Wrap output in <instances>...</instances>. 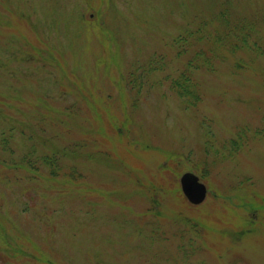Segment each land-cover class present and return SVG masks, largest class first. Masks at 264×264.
<instances>
[{
    "label": "rangeland",
    "instance_id": "obj_1",
    "mask_svg": "<svg viewBox=\"0 0 264 264\" xmlns=\"http://www.w3.org/2000/svg\"><path fill=\"white\" fill-rule=\"evenodd\" d=\"M223 1L0 0V132L14 127L0 140V264H264V55L197 71L195 107L168 81L186 59L172 38ZM232 2L264 36V0ZM152 54L164 70L135 94L127 72ZM78 140L53 179L39 156ZM33 141L36 178L11 166ZM187 170L207 186L198 205Z\"/></svg>",
    "mask_w": 264,
    "mask_h": 264
},
{
    "label": "trees",
    "instance_id": "obj_2",
    "mask_svg": "<svg viewBox=\"0 0 264 264\" xmlns=\"http://www.w3.org/2000/svg\"><path fill=\"white\" fill-rule=\"evenodd\" d=\"M196 23L186 25L184 29L175 37L172 38L171 44L176 50L177 57H186L181 69H178L176 75L168 79L169 86L175 91L181 99L185 108L195 107L197 102L201 100V89L199 81L196 77L197 71L205 69L209 72L216 70L217 64L225 62L226 59L231 61L233 72L246 69L251 61L257 56L264 55V36L258 27L259 18L255 14L247 15L245 13H235V6L232 0H224L220 2L216 11L208 17L195 16ZM26 54V53H25ZM155 54V53H154ZM152 54L145 61L144 64L136 62L132 70L127 72L126 81L128 87L132 89L135 94L141 91L143 82L148 79H143L148 73L156 70H164L162 56L157 57ZM158 54V53H157ZM248 55L244 58L242 55ZM136 71L138 73L136 74ZM260 75L264 82V65L260 70ZM124 95V93H123ZM136 100V98H135ZM138 101V100H136ZM73 108V106L71 105ZM67 111V110H65ZM67 112H70L69 110ZM203 126V122H201ZM206 135V149L210 147V138L212 132L208 127L203 126ZM23 129H20L21 133ZM33 134V131H30ZM244 131H241V133ZM14 134V127L10 126L6 130L0 132V140L6 144L7 137H12ZM32 134H27L28 139H33ZM263 131H259L258 135H263ZM81 140L75 141L70 145L62 148H51L50 152H43L39 156L41 165L48 168L49 175L54 178L57 175L56 171L59 165V159L62 155L68 153H79L83 143ZM40 145H45L46 140L38 141ZM232 148L226 152V156H233V154L240 148L239 141L232 139ZM7 149V147H3ZM31 150L27 153L21 161H15L11 166H23L30 172H33V177L37 173L39 167L38 161L33 154L37 151V147L33 141L30 144ZM37 155V154H36ZM235 155V154H234ZM79 168L71 167V171L65 173L69 176L71 181H74L79 174ZM36 178V177H34ZM78 183L80 178L75 179ZM57 182L56 180H54ZM75 182V181H74Z\"/></svg>",
    "mask_w": 264,
    "mask_h": 264
},
{
    "label": "water",
    "instance_id": "obj_3",
    "mask_svg": "<svg viewBox=\"0 0 264 264\" xmlns=\"http://www.w3.org/2000/svg\"><path fill=\"white\" fill-rule=\"evenodd\" d=\"M180 185L189 202L199 204L205 199L207 188L195 173L183 172L180 176Z\"/></svg>",
    "mask_w": 264,
    "mask_h": 264
}]
</instances>
